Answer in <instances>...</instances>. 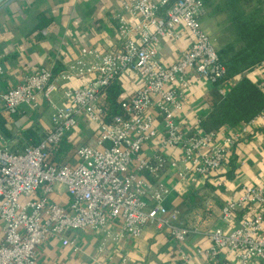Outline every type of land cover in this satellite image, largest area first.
I'll return each instance as SVG.
<instances>
[{
	"label": "built area",
	"instance_id": "1",
	"mask_svg": "<svg viewBox=\"0 0 264 264\" xmlns=\"http://www.w3.org/2000/svg\"><path fill=\"white\" fill-rule=\"evenodd\" d=\"M122 6L138 21L130 23L118 16V51L83 48L81 57L63 70L43 68L10 89H0L1 108L10 114L24 105L36 106L40 96L52 108L50 132L39 144L20 152L11 151L10 141L3 136L0 113V264H38V248L44 241L56 237L67 246L77 231L99 233L104 246L125 234L138 237L145 227L154 226L178 243L185 242L191 229L181 221L178 209L167 208L172 189L161 181V175L166 168H173L182 181L221 170L258 118L220 143L216 131L201 130L200 119L191 131L185 130L177 114L187 101L192 77L206 78L221 95L227 92L226 68L200 21L206 13L203 1L125 0ZM186 32L192 43L176 62L164 65L159 59L162 40L179 41ZM128 70L139 75L144 84L121 101V114L104 121L102 96ZM254 71L259 73L257 85L264 93V62ZM3 73L0 61V76ZM85 76H90L85 85L63 89L64 104L54 100L62 82ZM152 109L161 121L163 137L147 157L144 146L159 133ZM82 115L98 124L96 139L77 148L74 164L54 162L53 150ZM169 149H180L181 158L168 159L165 153ZM58 186L70 196L66 205L51 200ZM248 205L258 208H251L237 228L211 231L207 257L216 258L226 250L238 264H264V178L258 185L243 186L242 192L222 207L221 216L229 220ZM118 220L121 231H115Z\"/></svg>",
	"mask_w": 264,
	"mask_h": 264
},
{
	"label": "crops",
	"instance_id": "2",
	"mask_svg": "<svg viewBox=\"0 0 264 264\" xmlns=\"http://www.w3.org/2000/svg\"><path fill=\"white\" fill-rule=\"evenodd\" d=\"M125 0H0V61L3 75L0 89L7 90L26 77L38 74L41 69L60 71L81 57V49L96 48L102 52L120 49L118 16L136 23L138 18L123 9ZM186 32L179 41L164 39L159 50V59L164 65L176 62L183 51L192 43ZM257 84L259 73L247 75ZM90 79L85 76L62 82L54 95L58 104H64L62 94L66 87H81ZM240 78L226 84L228 91ZM122 89V99L133 96L143 86V79L133 71H126L116 81ZM214 85L203 77L190 79L188 98L177 118L182 127L191 131L197 121L210 113L207 100ZM3 136L10 141L13 152L23 151L31 145L27 131L33 130L45 137L51 130L52 108L43 97L35 106H22L16 114L1 108ZM158 136L146 144L143 154L153 155L163 137L161 121L155 109ZM244 124L223 127L217 132V142L232 135ZM264 116L258 117L251 126L247 138L239 142L229 153L227 162L219 171L208 176H190L180 181L177 170L166 168L161 181L172 191L166 199L168 209H178L181 221L191 229L185 242L178 243L168 232L147 226L138 237L124 235L117 242L108 241L102 246V237L92 231L72 233V244L63 245L60 238L52 237L38 248V264H238L234 255L224 250L216 258L206 256L212 245L210 233L215 228L230 232L240 225L241 217L235 213L225 220L222 207L237 197L245 185H258L264 178ZM98 124L82 115L76 126L66 133L64 144L72 148L60 155V161L68 164L77 162L76 150L96 139ZM170 160L181 158L180 149H169L165 153ZM233 163L235 168L232 170ZM233 171L229 178V171ZM38 194L35 195L37 197ZM57 204L66 205L70 196L64 187L58 186L51 195ZM257 209L258 206H255ZM115 231H121L122 223L116 221ZM0 221V241L3 239ZM264 236V231L262 233ZM255 264V263H252Z\"/></svg>",
	"mask_w": 264,
	"mask_h": 264
},
{
	"label": "trees",
	"instance_id": "3",
	"mask_svg": "<svg viewBox=\"0 0 264 264\" xmlns=\"http://www.w3.org/2000/svg\"><path fill=\"white\" fill-rule=\"evenodd\" d=\"M206 8L212 7L213 0H202ZM250 0H228L226 5L237 7ZM222 7L215 6L213 13H218ZM236 34L232 42L222 46L218 51L220 61L226 68L224 84L235 78L240 80L230 88L225 95H221L216 87L208 94L207 100L210 106V113L200 118L199 126L205 133L218 131L223 127H236L239 124H246L264 115V93L258 88L247 75L254 71L264 62V17L256 19L253 14L238 12L232 18ZM122 89L117 82L110 85L102 96L105 115L103 120L108 121L112 115L121 114L120 104L122 99ZM264 132V128L260 129ZM1 132L8 136L9 132L3 130L1 119ZM26 137L31 138V145H37L42 137L33 130L27 131ZM44 138V137H43ZM65 138L53 150L51 159L54 162H61L60 155L65 154L72 148V145L64 144ZM235 168L233 163L232 170ZM233 171H229L228 177H232ZM145 177L153 182L156 181L148 173H143ZM256 210L255 206L248 205L236 213L242 218L250 209Z\"/></svg>",
	"mask_w": 264,
	"mask_h": 264
},
{
	"label": "rangeland",
	"instance_id": "4",
	"mask_svg": "<svg viewBox=\"0 0 264 264\" xmlns=\"http://www.w3.org/2000/svg\"><path fill=\"white\" fill-rule=\"evenodd\" d=\"M227 1L213 0L212 7L206 8V13L200 18L203 28L212 36L218 51L222 46L234 41L236 30L232 18H235L238 12L253 14L256 19L264 17V0H250L237 7L227 6ZM218 5L222 10L212 14L213 7Z\"/></svg>",
	"mask_w": 264,
	"mask_h": 264
}]
</instances>
